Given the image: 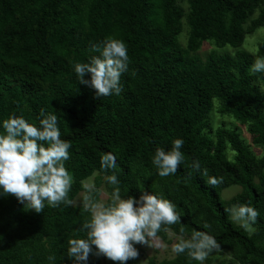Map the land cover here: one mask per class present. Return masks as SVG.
<instances>
[{"label": "trees", "instance_id": "16d2710c", "mask_svg": "<svg viewBox=\"0 0 264 264\" xmlns=\"http://www.w3.org/2000/svg\"><path fill=\"white\" fill-rule=\"evenodd\" d=\"M186 1L185 10L179 0H0V134L12 115L39 126L41 109L55 114L61 138L71 143L65 166L73 176L72 202L83 179L97 172L98 189L112 174L101 167V156L112 152L122 196L139 199L148 192L176 205L180 222L163 227L186 239L207 231L240 263L264 264V157L256 158L236 129L209 123L217 99L218 112L247 124L253 141L264 146V72L251 71L255 57H264V40L255 56L243 48L246 33L264 25V0ZM255 10L258 16L244 27ZM108 38L126 44L128 68L120 95L97 98L74 66L100 55L92 47L102 49ZM203 42L233 52L214 49L202 60L194 53ZM177 138L184 141V160L174 175L161 177L152 157L157 148L170 151ZM197 161L199 170L192 167ZM213 177L222 182L212 186L207 181ZM106 185L111 193L116 187L108 179ZM230 185L242 189L233 202L259 212L250 233L230 219L221 199ZM88 219L83 204L51 207L45 201L43 212H27L0 188V264H75L68 241L86 236L80 229ZM163 227L157 235L166 239ZM97 262L90 254L86 264ZM148 264L201 262L185 252Z\"/></svg>", "mask_w": 264, "mask_h": 264}, {"label": "clouds", "instance_id": "9594fccd", "mask_svg": "<svg viewBox=\"0 0 264 264\" xmlns=\"http://www.w3.org/2000/svg\"><path fill=\"white\" fill-rule=\"evenodd\" d=\"M92 51L100 52V55L92 56L88 63L74 66L80 83L94 88L97 98L113 93L120 95L121 76L127 71L129 62L126 44L122 40L108 38L102 49L99 45H93ZM251 71L264 72V57L258 56L254 60ZM88 73L91 78L85 79ZM40 115L39 126L30 123L23 115H12L3 121L5 132L0 134V188L4 195L15 196L27 209L36 213L43 212L45 201L51 207L73 203L68 199L73 176L65 166V161L70 158L71 143L61 138L57 115L45 114L44 109H41ZM183 144V139L177 138L170 151L156 149L152 162L159 176L167 177L177 172L184 160L181 151ZM101 167L111 171L107 179L116 187L106 202L103 198H97L102 195L101 189H97L94 184L83 185L87 192L83 197V208L90 213V219L80 229L86 236L70 238L68 241V257L74 259L75 264H86L90 254L126 264L129 259L139 256L135 245L159 247L157 234L162 227L177 224L181 220L176 205L169 199L148 192H144L139 199L122 196L117 186L116 156L112 152L101 156ZM192 167L199 170V162H194ZM204 174L207 175L206 172ZM207 182L217 186L222 180L213 177ZM230 211L233 219L240 221L241 227L245 229L259 216L257 209L250 204L240 205ZM203 227L208 229L211 225L205 223ZM163 230L167 232L168 228L163 227ZM184 231L181 227L180 232ZM220 247L213 235L196 230L188 239L181 237L173 244L172 250L177 254L187 252L191 259L203 264L208 255Z\"/></svg>", "mask_w": 264, "mask_h": 264}, {"label": "rangeland", "instance_id": "374dc122", "mask_svg": "<svg viewBox=\"0 0 264 264\" xmlns=\"http://www.w3.org/2000/svg\"><path fill=\"white\" fill-rule=\"evenodd\" d=\"M180 4L183 6V8L186 10L188 8V4L186 0H179ZM258 10H255L254 13L248 17V20L244 27H247L253 19H255L258 16ZM187 31L188 27L183 21V30L180 35V40L182 43H185V40L187 38ZM264 40V25H261L257 27L252 32H247L245 35V40L243 44V48L253 54L255 56L257 51V45L259 42ZM217 50L220 53L233 52V49L228 46L224 47L222 49H217L213 42H203L200 48L197 50L195 55L199 56L202 60H204L205 56L211 51V50ZM257 57H255L256 59ZM219 107V101L217 99L213 100V107L209 116V123L210 128L215 129L217 127H231L236 129L239 132L240 138L243 140V142L248 146L250 152L258 159L264 157V146L261 144L255 143L253 141V136L251 133L248 132L247 124H241L238 120L234 119L233 117L222 114L218 112ZM231 152L228 150L227 155L231 157ZM264 175V168L259 171ZM98 175L97 172H93L90 176L82 180V185L84 184H94V179ZM258 179H256V182ZM107 178L103 176L102 183L100 184L98 189L102 190V195H99L98 198H103L107 202L108 198L111 196V192L109 188L106 185ZM2 189V188H1ZM3 190V189H2ZM241 187L238 185H230L227 188H224L221 191V199L224 200L227 203L228 206V213L229 217L232 221H234L236 224H241L240 221H236L232 217V212L230 211L233 208L239 207V205L232 201V198L240 194ZM87 194L85 188L77 194V196L73 200L74 205H81L83 204V197ZM24 208L27 212H31L33 210L27 209L25 204ZM247 232H252L253 227L249 225V227L246 229ZM167 236L166 239H162L160 236L157 235V242L159 243V247H148L145 245L139 244V248L141 249L140 255L138 256L136 264H148L150 259H155L156 261H160L162 259H170L174 257L175 253L172 250V246L174 242L177 239H180L181 237L185 238L183 235H179L177 233H174L171 229H168L166 232ZM186 239V238H185ZM98 257L97 264H107V261L103 259L101 256ZM243 264L237 261L236 258L233 257L232 252L228 249H219L211 252L208 257L203 261V264Z\"/></svg>", "mask_w": 264, "mask_h": 264}]
</instances>
